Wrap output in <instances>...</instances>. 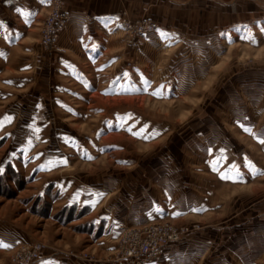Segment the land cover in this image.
<instances>
[{
	"label": "rangeland",
	"instance_id": "obj_1",
	"mask_svg": "<svg viewBox=\"0 0 264 264\" xmlns=\"http://www.w3.org/2000/svg\"><path fill=\"white\" fill-rule=\"evenodd\" d=\"M151 20L41 63L40 42L0 48V264L36 243L29 264H92L155 222L190 228L156 264H264V30Z\"/></svg>",
	"mask_w": 264,
	"mask_h": 264
},
{
	"label": "crops",
	"instance_id": "obj_2",
	"mask_svg": "<svg viewBox=\"0 0 264 264\" xmlns=\"http://www.w3.org/2000/svg\"><path fill=\"white\" fill-rule=\"evenodd\" d=\"M51 7L52 0H0V48L7 43L10 46L30 43L35 50ZM65 9L72 21L61 41L73 48L80 32L84 35L99 24L111 29L125 15L158 19L163 24L169 20L179 19L180 23L187 20L197 33L249 24L264 30V0H65ZM104 234L105 230L96 238L98 243Z\"/></svg>",
	"mask_w": 264,
	"mask_h": 264
},
{
	"label": "built area",
	"instance_id": "obj_3",
	"mask_svg": "<svg viewBox=\"0 0 264 264\" xmlns=\"http://www.w3.org/2000/svg\"><path fill=\"white\" fill-rule=\"evenodd\" d=\"M72 16L65 9V0H52V7L47 13L41 27V53L36 57L37 63L43 61L44 53L64 51L62 36L71 24ZM121 23L124 29L135 36L148 39L156 31V23L148 18H131L126 15ZM188 227H180L172 222H155L144 226L127 227L120 236V248L108 258H98L92 264H156L168 244L185 238ZM42 245L36 243L31 249L21 248L17 253L18 261L24 264L40 257ZM89 264V263H86Z\"/></svg>",
	"mask_w": 264,
	"mask_h": 264
},
{
	"label": "snow or ice",
	"instance_id": "obj_4",
	"mask_svg": "<svg viewBox=\"0 0 264 264\" xmlns=\"http://www.w3.org/2000/svg\"><path fill=\"white\" fill-rule=\"evenodd\" d=\"M44 2H50V0H44ZM247 38V37H246ZM125 75H127V73H125ZM119 79V78H118ZM115 83V82H114ZM163 88V86H161V89ZM153 95H157V96H159V95H162V92H161V90H157V91H154L153 93H152ZM131 117L129 116V119H130ZM246 131H249V132H251V129H245ZM129 131H131V129H129ZM134 135H139V133H134ZM148 137H145V139H147ZM262 144H264V140H261L260 141ZM222 152H223V150H221ZM89 158H91V157H89ZM221 159H223V156L221 157ZM63 163H66V161H63ZM219 163V160H216V161H213L212 162V166H213V170H218V169H216V164H218ZM249 164H251V162L249 161L248 162ZM231 168L233 169V170H235V168H236V166L235 165H232L231 166ZM220 177H221V179H223V180H235V179H237L238 177H236V176H233V175H231V174H229V172L226 170V171H223V172H220ZM12 245L11 244H7V243H4L3 241H0V247H3V248H10Z\"/></svg>",
	"mask_w": 264,
	"mask_h": 264
}]
</instances>
